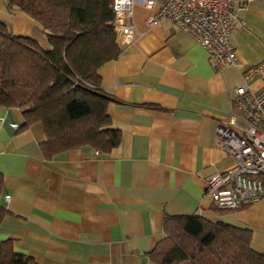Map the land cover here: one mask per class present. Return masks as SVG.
<instances>
[{
    "label": "crops",
    "instance_id": "1",
    "mask_svg": "<svg viewBox=\"0 0 264 264\" xmlns=\"http://www.w3.org/2000/svg\"><path fill=\"white\" fill-rule=\"evenodd\" d=\"M244 22L230 34L237 67H220L176 24L148 27L152 10L134 6L133 39L97 71L111 125L120 131L108 155L81 146L42 155L43 127H24L15 108L0 107V243L38 264H157L149 253L170 216L198 215L251 230L264 255V199L216 211L204 195L209 176L233 165L217 128L238 114L241 70L264 62V0H233ZM243 7V8H239ZM0 21L14 36L44 42L41 25L0 0ZM258 92V78L248 82ZM13 125H17L14 129Z\"/></svg>",
    "mask_w": 264,
    "mask_h": 264
},
{
    "label": "trees",
    "instance_id": "2",
    "mask_svg": "<svg viewBox=\"0 0 264 264\" xmlns=\"http://www.w3.org/2000/svg\"><path fill=\"white\" fill-rule=\"evenodd\" d=\"M42 27L44 42L10 34L0 21V107L17 109L24 127L40 123L42 155L91 146L108 155L120 141L98 69L121 50L112 0H6ZM2 176L0 174V189ZM216 211L221 210L213 207ZM7 211L0 205V224ZM251 230L198 216H170L149 253L157 264H264L251 248ZM0 264H38L0 243Z\"/></svg>",
    "mask_w": 264,
    "mask_h": 264
},
{
    "label": "built area",
    "instance_id": "3",
    "mask_svg": "<svg viewBox=\"0 0 264 264\" xmlns=\"http://www.w3.org/2000/svg\"><path fill=\"white\" fill-rule=\"evenodd\" d=\"M158 2L156 13L145 20L148 27L161 20L174 23L217 65L240 68L230 34L244 22L238 18L233 0H112L117 38L124 44L133 39L129 21L134 6L152 10ZM255 77L262 83L258 92L248 86ZM241 79L233 98L239 115H230L227 123L217 128L218 145L231 155L233 165L209 176L204 189L213 207L221 210L236 211L264 199V62L241 70Z\"/></svg>",
    "mask_w": 264,
    "mask_h": 264
}]
</instances>
